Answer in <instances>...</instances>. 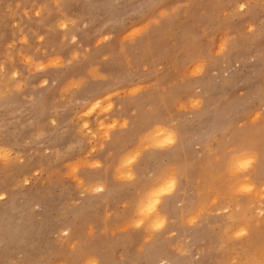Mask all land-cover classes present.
I'll return each mask as SVG.
<instances>
[{
    "label": "rangeland",
    "instance_id": "obj_1",
    "mask_svg": "<svg viewBox=\"0 0 264 264\" xmlns=\"http://www.w3.org/2000/svg\"><path fill=\"white\" fill-rule=\"evenodd\" d=\"M17 3L19 7H16ZM178 3L188 5L179 20H162L159 28L153 27L128 50L135 64L153 59L164 64V71L156 78L155 89H149L134 102L117 99L116 103L123 107L114 108L108 114L109 119L128 117L130 127L113 132L104 149L89 157L99 160L101 167H85L79 173L85 181L102 182V192L85 196L78 204H73L72 201L79 197L72 183L63 179L66 161L57 163L51 157L36 154L31 148L19 149L25 156L23 166L0 171V192L6 193L4 199H0V264H82L92 255L99 256L101 264H116L122 255L133 258L136 246L142 241L143 230L118 232L116 236L110 233L122 227L131 216L137 193L146 191L154 183V178H149L148 174L159 175L162 168L173 164L180 165L188 177L186 181L181 180L184 194L181 195L178 189L174 195L165 197L161 205V211L176 221L166 232L174 229L176 235L165 239V234L161 233L150 246L146 245L144 264H158L161 259H167L170 264H187L189 261L191 264H229L233 258L241 264L244 259L259 258V249L264 246V223L257 222L255 208L248 209L247 205L254 203L250 196L234 197L229 202L233 211L207 217L192 227L185 226L182 218L215 192L224 191L220 174L229 149H253L264 156V36L239 41L226 56L211 60L203 76L186 79L183 83L178 79L194 58L208 55L221 35L242 32L247 22H256L260 18L259 14L223 21L217 13L219 8L229 6L226 0H61L59 9L47 0H0V52L5 44L18 36L14 23L27 33L31 45L27 50L31 51L37 46L33 31L45 34L61 14L86 22L88 27L77 34L76 44L62 46L58 32L48 33L40 44L49 54L55 50L66 58L73 50L83 52L88 49L86 58L79 62L41 74L49 77V85L53 79L58 82L47 92L51 97L67 80L86 76L92 67L110 77L120 75L123 67L118 49L122 37ZM41 5H45L41 16H32V10ZM9 6L15 8L18 15L9 16ZM23 9L29 10L30 18L24 17ZM107 21L112 23L100 31ZM109 34L112 36L110 41L96 45L99 35ZM106 56L109 59L105 60ZM35 79L38 81L40 76ZM148 82L146 79L145 83ZM110 85L115 86L111 80L90 83L85 94L99 95ZM159 85H169L163 106ZM189 97L202 98V109L191 113L176 112L175 103ZM149 103L158 107L156 117L143 111ZM133 107L138 108L135 117L129 115ZM169 114L179 118L177 128L181 143L167 151L145 152L132 166L137 179L131 183L117 181L114 166L119 156L136 145L139 134L155 118ZM30 115L37 125L47 120L40 107L33 109ZM4 116L7 122V114ZM19 119L20 123L5 129L4 143L22 145L28 137L31 130L27 124L28 116ZM89 120L90 126L95 128V119L90 117ZM212 133L218 134L215 142L208 140ZM72 138L69 127L60 146L65 147ZM55 139H61V136L58 134ZM87 148V145L83 146L69 159L82 156ZM37 167L44 168L42 175L30 186L12 190L18 177ZM253 180H264V159L256 166ZM224 203L226 201L221 200L214 208ZM236 203L241 205L239 212L234 211ZM228 215L233 217L231 221L226 219ZM250 215L253 219H248ZM217 224L220 227H216ZM240 227H247L248 235L231 238ZM64 228H70V232L64 242H60L56 234ZM89 231L94 234L88 236ZM249 232H253V239ZM181 238L188 241V253L184 256L170 248ZM73 242H77L75 251L70 249Z\"/></svg>",
    "mask_w": 264,
    "mask_h": 264
},
{
    "label": "clouds",
    "instance_id": "obj_2",
    "mask_svg": "<svg viewBox=\"0 0 264 264\" xmlns=\"http://www.w3.org/2000/svg\"><path fill=\"white\" fill-rule=\"evenodd\" d=\"M54 7L59 9L61 0H47ZM228 7H221L218 10V18L223 21H232L243 19L244 17L260 15L256 22H247L240 33L225 32L215 40L214 47L209 50L207 56L194 58L186 66L183 74L178 78L180 83L186 79H192L203 76L211 60L224 57L233 51L239 41L252 39L257 36H264V0H226ZM20 5L17 3L16 7ZM187 3L177 4L170 10L161 11L159 15L146 22L143 26H138L127 32L121 40L118 53L122 58L123 71L120 75L110 77L98 72L96 67H92L86 76L72 78L57 88L56 94L49 97L47 92L50 87H56L57 80L53 79L49 85V77L41 74L47 73L50 69H62L71 66L75 62L86 58L88 49L83 52L73 50L67 58L55 50L52 54L48 50L41 48L40 44L46 39L48 33H59V42L62 46L76 44L78 33H81L88 27V24L80 18H73L61 14L54 25L49 26L45 34H37L33 31L36 39V47L31 51L29 38L23 28L14 23L17 28L18 36L4 45V50L0 52V171L9 170L25 164V156L21 147L31 148L36 154L43 157H51L53 161L64 164L63 179L70 181L79 197L73 200V204H78L81 199L88 195H95L104 190L102 182H88L79 175L82 168H99V160H90L89 157L103 150L106 142L112 139V133L117 130H126L130 127L128 117L111 118L108 114L114 108L117 110L123 107L117 104L116 100H128L134 102L137 97L148 93L149 89L157 87V77L164 71V64L156 63L153 59H148L140 64H135L129 55V48L136 44V41L151 31L153 27L159 28L162 20H179L182 11L187 8ZM45 10V5H41L32 10L31 15L40 17ZM23 15L30 18L29 10L23 9ZM9 16H16L18 13L15 8H7ZM112 21L105 22L100 31L108 28ZM2 39V34H0ZM112 39L109 35H99L96 39V45L108 42ZM21 45L23 47H17ZM15 50V51H13ZM39 54V55H38ZM105 60L109 57H104ZM150 74L144 76L141 74ZM215 74V73H213ZM40 79L36 81V77ZM148 79L149 82L145 83ZM111 80L115 86H109L106 91L99 95L85 94L88 85L97 81ZM169 85H159L160 104L163 106L165 95L168 93ZM37 107L42 109V115L47 116V120L37 125L31 118V111ZM178 113H191L199 111L203 107V100L200 97H189L187 100L178 101L174 105ZM143 111L152 117H156L158 107L151 103L144 106ZM138 108L133 107L129 113L135 117ZM4 114H7V122ZM95 114V115H94ZM21 116H28L27 124L31 126L28 137L22 145L6 144L2 138L5 129L12 125L20 123ZM67 117V119H62ZM95 119V128L90 126L89 118ZM179 118H173L172 114L162 118H155L149 127L145 128L137 137L136 145L128 151L122 153L114 166V178L117 181L131 183L137 179V174L133 170L135 165L143 154L149 150L167 151L173 149L181 143V135L177 128ZM23 127V125H21ZM72 129V140L65 147H61L62 137L68 128ZM61 139H55L57 135ZM218 134L212 133L208 140L215 142ZM87 145V152L75 159H69L74 153L78 152ZM200 147V145H196ZM207 147V145H205ZM43 151H40V150ZM219 159V158H217ZM264 159L261 153L253 149H229L221 176L222 183L225 185L224 191L215 192L209 199L202 201L196 206L190 214L182 218V223L187 227H192L210 216H219L221 213L233 211L231 204L234 197L248 195L254 203L247 205L248 209L255 208L254 216L258 223H264V180L256 182L253 180V174L256 171V165ZM44 172L43 167H37L30 173L25 172L17 178L12 186V190L23 189L30 186L35 178H38ZM149 178H154V183L144 192H138L136 201L132 208V214L122 227L112 231L110 234L116 236L117 233H127L129 230H143L141 243L136 246L135 256L131 259L120 257L116 264H144V258L148 249L146 245H151L161 233L164 238L176 235L174 229L166 232L170 224L176 223L170 219L166 212L161 211V205L165 197L174 195L177 190L181 195L185 189L180 187L181 180H187V175L181 170L180 165H168L160 170L159 175L149 173ZM199 183V181H197ZM197 195H201L198 191ZM6 193L0 192V199H4ZM226 203L219 207L220 201ZM127 207V204L124 205ZM241 205L235 204L234 211L239 212ZM227 220L231 221L233 217L228 215ZM248 219H253L249 216ZM216 227H220L219 224ZM107 231V230H105ZM70 228L61 229L56 234V239L64 242V238L69 235ZM94 233L89 231L88 236ZM248 235L247 227H240L232 233L233 239H239ZM186 239H179L170 245L173 252L180 256L187 255L188 248ZM77 242L70 245V249L75 251ZM82 264H101L99 256H89L82 261ZM158 264H170L167 259H161ZM191 264V262H187ZM229 264H237L233 258ZM241 264H264V246L259 249V258L253 256L252 260H245Z\"/></svg>",
    "mask_w": 264,
    "mask_h": 264
},
{
    "label": "bare ground",
    "instance_id": "obj_3",
    "mask_svg": "<svg viewBox=\"0 0 264 264\" xmlns=\"http://www.w3.org/2000/svg\"><path fill=\"white\" fill-rule=\"evenodd\" d=\"M257 165H258V164H257ZM257 165H256V166H257ZM260 174H261V173H260ZM249 236H252V239H253V232H251V233L249 232ZM246 252H247V251H246ZM248 253H249V250H248ZM246 256H247L248 259H249L250 255L247 254ZM243 261H245V259H244Z\"/></svg>",
    "mask_w": 264,
    "mask_h": 264
}]
</instances>
